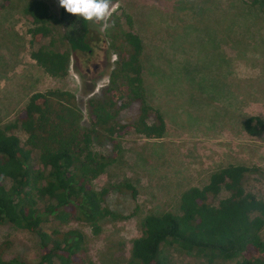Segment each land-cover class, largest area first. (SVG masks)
Masks as SVG:
<instances>
[{"label": "rangeland", "instance_id": "1", "mask_svg": "<svg viewBox=\"0 0 264 264\" xmlns=\"http://www.w3.org/2000/svg\"><path fill=\"white\" fill-rule=\"evenodd\" d=\"M28 1L12 0L0 9V126L13 120L31 94L47 90L72 93L85 125L86 99L107 84L116 59L111 41L118 45L123 31L140 38L146 102L165 123L160 139L133 132L117 138L116 159L94 187L129 183L135 192L109 189L105 206L114 216L102 219L97 233L81 222L60 226L83 233L84 264H128L143 217L179 213L182 192L207 184L219 169L250 168L244 189L264 201V127L256 136L244 129L249 117L264 124V13L259 8L243 0H119L114 28L101 31L91 24L103 39L92 60L98 69L86 71L74 58L65 77H51L30 57L31 22L23 14ZM43 1L58 15L59 0ZM135 111L137 105L122 112L121 120L132 119ZM92 148L111 155L106 139L96 138ZM227 195L209 196V202L217 205ZM164 251L168 264H204L171 246ZM0 254L37 261L39 239L3 224Z\"/></svg>", "mask_w": 264, "mask_h": 264}, {"label": "trees", "instance_id": "2", "mask_svg": "<svg viewBox=\"0 0 264 264\" xmlns=\"http://www.w3.org/2000/svg\"><path fill=\"white\" fill-rule=\"evenodd\" d=\"M11 1L1 0L0 9ZM243 1L264 13V0ZM23 14L31 22L30 57L51 77H65L72 59L96 55L103 41L92 23L61 6L54 15L43 0H29ZM120 34L118 45L111 41L116 59L107 84L86 99L85 125H80L72 93L47 90L31 94L13 120L0 126V226L9 224L34 233L40 247L37 261L5 259L0 254V264H84L83 233L60 226L81 222L97 233L101 220L114 216L105 206L109 189L134 194L129 183L94 187L116 159L117 138L133 132L160 139L166 131L161 113L146 102L140 38L130 31ZM135 105L134 117L121 120V113ZM263 127L257 117L244 123L252 136ZM96 138L111 144V155L93 150ZM249 171L244 166L219 169L207 184L182 192L179 213L145 215L141 234L132 241L128 264H168L167 246L204 264H264V201L245 191ZM222 191L228 195L212 205L209 196Z\"/></svg>", "mask_w": 264, "mask_h": 264}, {"label": "clouds", "instance_id": "3", "mask_svg": "<svg viewBox=\"0 0 264 264\" xmlns=\"http://www.w3.org/2000/svg\"><path fill=\"white\" fill-rule=\"evenodd\" d=\"M68 13L99 26L101 31L115 27L112 17L118 7L116 0H59Z\"/></svg>", "mask_w": 264, "mask_h": 264}, {"label": "flooded vegetation", "instance_id": "4", "mask_svg": "<svg viewBox=\"0 0 264 264\" xmlns=\"http://www.w3.org/2000/svg\"><path fill=\"white\" fill-rule=\"evenodd\" d=\"M96 55H89V56H80L79 59H80V62L81 64L85 63V68H86V71H89L88 67L92 68V70L96 71V69H98V65L96 63H94L92 60H95L96 59Z\"/></svg>", "mask_w": 264, "mask_h": 264}]
</instances>
